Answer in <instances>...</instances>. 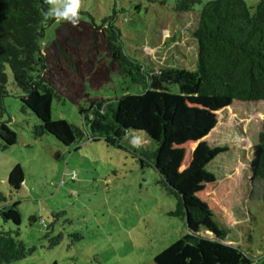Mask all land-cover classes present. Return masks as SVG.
<instances>
[{
    "label": "rangeland",
    "instance_id": "1",
    "mask_svg": "<svg viewBox=\"0 0 264 264\" xmlns=\"http://www.w3.org/2000/svg\"><path fill=\"white\" fill-rule=\"evenodd\" d=\"M205 1L178 15L173 11L176 0H81L77 24L50 16L39 46L48 50L53 80L70 94L52 99L51 119H64L85 133L70 145L49 134L32 136L31 128L39 122L22 111L20 90L6 69L8 94L0 120L15 131L17 140L0 150V194L6 197L0 208L18 202L21 221L15 226L0 217V229L18 228L25 252L11 264H155L153 257L187 231L184 220L170 214L175 199L158 183L161 173L149 163L143 165L133 151L134 141L148 144L146 137L133 132L125 148L92 140L79 108L94 99L143 91L109 61L105 34L95 26L113 9L118 10L115 25L128 52L156 71L193 69L196 42L191 30ZM244 1L252 10L258 0ZM263 119L264 100L182 97L158 161L164 175L175 181L198 178L203 188L196 193L215 220L261 257L264 182L253 181L251 170ZM16 164L24 180L12 190L7 176ZM202 233L212 236L209 229Z\"/></svg>",
    "mask_w": 264,
    "mask_h": 264
},
{
    "label": "trees",
    "instance_id": "2",
    "mask_svg": "<svg viewBox=\"0 0 264 264\" xmlns=\"http://www.w3.org/2000/svg\"><path fill=\"white\" fill-rule=\"evenodd\" d=\"M200 2L176 0L173 11L180 15ZM251 8L244 0H206L202 4L191 30L196 42L193 69L170 66L156 71L137 54L128 52L122 31L115 25L118 10L113 9L112 15L95 25L105 34L109 61L117 65L123 78L142 86L143 91L123 93L113 100L94 99L88 107H80L86 132L92 140L102 139L116 148H125L126 137L133 132L145 136L148 144L137 145L134 141L133 151L143 165L149 163L161 173L158 183L175 199L170 214L184 220L187 228L153 257L155 264H264V256L236 241L237 236L230 235V229L215 220L209 205L196 193L203 188L198 178L175 181L164 175L158 162L182 97L205 96L225 102L264 100V0H258ZM50 11L47 0H0V108L8 94L9 69L13 84L20 90L22 111H29L39 122L32 126V136L49 134L61 144L70 145L85 133L64 119H51L52 99L70 94L53 80L48 50L42 51L39 46L45 27L51 22ZM16 140L15 131L0 120V150ZM255 149L251 178L264 182V119L260 121ZM220 153L216 151L209 162ZM23 180V171L16 164L7 183L12 190H18ZM5 201L6 197L0 194V203ZM0 217L18 226V202L1 207ZM202 229H209L212 236L202 233ZM18 236V228L0 229V264H11L23 257L25 252Z\"/></svg>",
    "mask_w": 264,
    "mask_h": 264
},
{
    "label": "clouds",
    "instance_id": "3",
    "mask_svg": "<svg viewBox=\"0 0 264 264\" xmlns=\"http://www.w3.org/2000/svg\"><path fill=\"white\" fill-rule=\"evenodd\" d=\"M53 5V9L48 13L59 21H69L73 25L78 23V12L81 6V0H47Z\"/></svg>",
    "mask_w": 264,
    "mask_h": 264
}]
</instances>
